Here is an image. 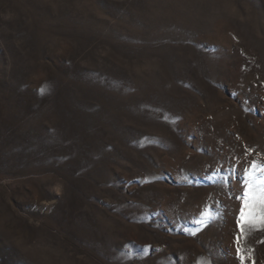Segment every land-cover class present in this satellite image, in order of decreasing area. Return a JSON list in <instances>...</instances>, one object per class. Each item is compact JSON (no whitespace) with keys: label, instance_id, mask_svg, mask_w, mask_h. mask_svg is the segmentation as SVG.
Returning <instances> with one entry per match:
<instances>
[{"label":"rangeland","instance_id":"obj_1","mask_svg":"<svg viewBox=\"0 0 264 264\" xmlns=\"http://www.w3.org/2000/svg\"><path fill=\"white\" fill-rule=\"evenodd\" d=\"M253 160L264 0H0V264H264Z\"/></svg>","mask_w":264,"mask_h":264},{"label":"snow or ice","instance_id":"obj_2","mask_svg":"<svg viewBox=\"0 0 264 264\" xmlns=\"http://www.w3.org/2000/svg\"><path fill=\"white\" fill-rule=\"evenodd\" d=\"M44 91L43 89L41 90ZM251 150L246 151L245 155L250 154ZM220 169H215L214 174L218 173ZM232 175H236L235 169L229 170ZM241 180H238L233 187L238 191L241 189L242 183V195L237 196L236 199L242 201L239 207V217L236 220L237 225L243 230L245 224L254 223L259 225H264V164H259L256 160L250 162L249 167L241 166L240 168ZM259 173V179H257V174ZM230 177H220V179H229ZM259 205V210L257 206ZM259 215V219H257ZM197 225H205V220L203 219V213L200 219L196 220ZM194 234V233H189ZM240 237L237 236V243ZM237 253H240V249L237 248ZM241 261L245 257L241 256ZM253 264L255 262L253 261Z\"/></svg>","mask_w":264,"mask_h":264}]
</instances>
